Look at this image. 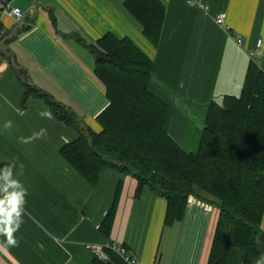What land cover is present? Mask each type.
Here are the masks:
<instances>
[{
	"label": "crops",
	"instance_id": "1",
	"mask_svg": "<svg viewBox=\"0 0 264 264\" xmlns=\"http://www.w3.org/2000/svg\"><path fill=\"white\" fill-rule=\"evenodd\" d=\"M161 1L165 18L153 44L123 0H0V197L6 168L8 179L19 182L15 190H24L19 227L12 233L16 245L0 232V264H93L89 244L105 242L124 245L139 264L207 263L219 214L215 204L208 208L189 199L181 221L165 225V198L148 187L135 196L132 175L105 167L90 185L59 153L76 138V128L58 120L43 98L23 101L25 85L32 84L100 130L96 116L108 99L85 44L108 31L128 36L153 60L149 87L168 105L169 135L184 150H196L208 103L240 95L258 38L264 68V0H200L207 9L188 0ZM9 3L20 7L19 18L4 10ZM222 13L224 22L217 23ZM44 109L52 116L41 115ZM119 180L106 237L99 225ZM111 252L124 264L112 249L101 260L114 259ZM243 258L233 248L227 264H245Z\"/></svg>",
	"mask_w": 264,
	"mask_h": 264
},
{
	"label": "trees",
	"instance_id": "2",
	"mask_svg": "<svg viewBox=\"0 0 264 264\" xmlns=\"http://www.w3.org/2000/svg\"><path fill=\"white\" fill-rule=\"evenodd\" d=\"M139 21L143 35L160 40L165 18L161 0H123ZM84 41L83 38H78ZM85 47L93 56V73L108 104L96 116L95 131L49 93L27 83L23 101L41 97L54 116L73 125L78 135L59 148L60 155L90 185L112 167L136 180L134 195L144 187L166 200L164 224L181 221L193 194L213 201L219 209L206 264H227L233 248L243 251L245 264L264 257V68L252 60L239 96L224 95L208 103L199 145L184 150L168 133V105L150 87L153 60L128 36L108 31ZM119 180L113 202L99 230L108 237L121 192ZM208 197H211L209 200ZM94 257L93 264H122Z\"/></svg>",
	"mask_w": 264,
	"mask_h": 264
},
{
	"label": "clouds",
	"instance_id": "3",
	"mask_svg": "<svg viewBox=\"0 0 264 264\" xmlns=\"http://www.w3.org/2000/svg\"><path fill=\"white\" fill-rule=\"evenodd\" d=\"M41 115L51 117L52 113L48 109H44L41 112ZM10 121L5 122V126L10 125ZM42 132L46 131L45 129L41 130ZM11 176V169H4V178L8 181L5 184V195L0 197V222H2V226H0V232L4 233L7 237V242L12 245H16V240L13 237L12 233L17 230L19 227V217L22 211L20 205L24 202L23 199V189L20 191H16L15 188L19 187V182L17 180H9L8 178ZM9 186H13L12 191H7ZM257 264H264V257H262L261 261H258Z\"/></svg>",
	"mask_w": 264,
	"mask_h": 264
},
{
	"label": "built area",
	"instance_id": "4",
	"mask_svg": "<svg viewBox=\"0 0 264 264\" xmlns=\"http://www.w3.org/2000/svg\"><path fill=\"white\" fill-rule=\"evenodd\" d=\"M190 2V4L195 5V4H202L200 2V0H188ZM204 6L205 9L208 8V6L206 4H202ZM9 9V12L12 13L16 18H19V16L21 15V9L19 6L13 5L11 3H9L4 10ZM215 21L217 23H223L224 22V14H217ZM237 41L240 43L242 40L241 38H237ZM262 38H258L256 41V45L255 48H253L252 50H250V54L253 58L256 59L257 55L260 53L261 51V46H262ZM4 195L6 194L5 191ZM191 197V196H190ZM190 199V198H189ZM89 247L91 248V250L93 251V254L95 255V257H97L98 259H106L107 258V253H106V249H112L114 250L123 260L124 264H139V262L136 260V258L128 251V249L122 245V244H117L114 242H105L102 244L99 243H91L89 244Z\"/></svg>",
	"mask_w": 264,
	"mask_h": 264
},
{
	"label": "rangeland",
	"instance_id": "5",
	"mask_svg": "<svg viewBox=\"0 0 264 264\" xmlns=\"http://www.w3.org/2000/svg\"><path fill=\"white\" fill-rule=\"evenodd\" d=\"M256 60H257V62H258V64L259 65H261V60H262V56H261V54L259 53L258 55H257V57H256ZM191 196V197H190ZM189 198H190V201H197V202H199L202 206H206V207H210V208H212L213 207V204L215 203V202H213V201H203V200H201V199H197V197L195 196V198H194V195L193 194H190L189 195V197H188V200H189ZM209 198V200H211V197H208ZM166 233V232H165ZM170 234H169V236H164V238H163V241H167V240H170Z\"/></svg>",
	"mask_w": 264,
	"mask_h": 264
}]
</instances>
